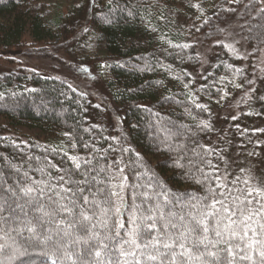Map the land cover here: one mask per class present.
<instances>
[{
    "label": "trees",
    "instance_id": "obj_1",
    "mask_svg": "<svg viewBox=\"0 0 264 264\" xmlns=\"http://www.w3.org/2000/svg\"><path fill=\"white\" fill-rule=\"evenodd\" d=\"M233 19L245 23L255 55L264 47V12L255 0H0V50L69 52L92 66L101 100L120 113L116 127L110 109L67 81L21 66L0 72V176L13 186L25 172L29 182L51 176L55 184L64 170L83 179L69 159L79 157L80 172L103 167L106 182L123 167L130 205L144 172L138 153L170 192L203 196L197 181L207 172L239 177L237 187L249 176L264 186L254 178L264 162V89L221 43ZM198 38L213 45L203 69ZM161 126L174 135L165 139ZM21 259L46 264L38 252Z\"/></svg>",
    "mask_w": 264,
    "mask_h": 264
},
{
    "label": "snow or ice",
    "instance_id": "obj_2",
    "mask_svg": "<svg viewBox=\"0 0 264 264\" xmlns=\"http://www.w3.org/2000/svg\"><path fill=\"white\" fill-rule=\"evenodd\" d=\"M158 130L165 139L174 135L164 126ZM136 156L144 172L131 186L130 205L123 167L106 182L103 167L92 176V169L80 172L79 157L69 159L83 179L64 170L55 184L51 176L29 182L25 172L13 186L0 176V264H24L21 258L37 252L46 264H264V186L250 184L249 176L237 187L239 177L229 181L227 173L207 172L197 181L205 185L203 196L170 192Z\"/></svg>",
    "mask_w": 264,
    "mask_h": 264
},
{
    "label": "rangeland",
    "instance_id": "obj_3",
    "mask_svg": "<svg viewBox=\"0 0 264 264\" xmlns=\"http://www.w3.org/2000/svg\"><path fill=\"white\" fill-rule=\"evenodd\" d=\"M255 2L259 6L260 10L264 9V0H255ZM6 19L2 20L1 22H7ZM228 24L229 25L227 27L226 34L221 43L225 47L228 44L232 45V48L235 49V51L226 47L227 50L233 57L239 60L241 67L246 70L247 75L251 76L253 86H261L263 91L264 47L258 50L254 55V52L248 47V44L245 40L244 31L247 29L245 23L243 22L241 24V22H238V20L233 19ZM25 44L27 46H33V43L26 39ZM195 44L200 56V66L201 69H203L210 63L211 57L213 55V45L204 44L201 38L196 39ZM44 51V55H41L42 53L40 54L39 52H36V50H31L30 53L26 51H20L18 49L0 50V72L10 73L19 68L18 66H21L46 76L67 81L73 87H76L82 92L92 95V99L95 104L102 106L105 109H110L113 117L112 123L114 126L118 127L120 124L118 121V116L120 113L116 111L117 107L109 103V101L107 104L102 101L103 99L101 100V96H103L102 94L105 95V92L102 85H93L94 83L92 84L93 80H98L92 66L76 62L72 58V55L69 52H65L63 49L59 51L49 49V51H46V48H44ZM235 96L236 94L230 95L229 99H233ZM223 113L221 111L219 112L221 115ZM232 114L233 113H230L229 116ZM254 175H256L254 178L258 181V183H264V162L256 171V173H254Z\"/></svg>",
    "mask_w": 264,
    "mask_h": 264
}]
</instances>
